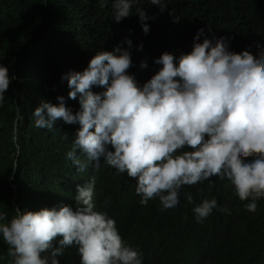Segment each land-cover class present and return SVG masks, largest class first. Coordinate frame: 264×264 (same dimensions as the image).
<instances>
[{"label":"trees","instance_id":"obj_1","mask_svg":"<svg viewBox=\"0 0 264 264\" xmlns=\"http://www.w3.org/2000/svg\"><path fill=\"white\" fill-rule=\"evenodd\" d=\"M112 3L0 0V64L13 77L0 104V212L10 218L15 208L38 211L68 205L75 210L77 185L94 178L96 210L116 221L122 238L142 252L143 264H264V198L254 212L248 211L244 205L251 200L241 201L226 178L213 176L185 185L173 209H162L158 199L141 205L134 178L118 174L103 158L99 168L93 161L83 172L67 158L78 124L58 120L48 130L35 127L33 116L40 103L56 104L57 96L78 110V98L68 97L67 80L61 77L83 71L98 51L128 48V39L133 61L129 73L141 85L160 67L155 58L164 52L178 58L205 37H226L230 51H250L258 59L264 48V0H165L163 11L140 0L120 22L113 17ZM137 7L154 17L145 21L147 34ZM201 28L204 35L194 40ZM142 61L147 67H140ZM212 198L230 214L213 210L197 223L195 204ZM7 249L0 239V264H8ZM56 259L59 264H81L75 245L65 247Z\"/></svg>","mask_w":264,"mask_h":264},{"label":"clouds","instance_id":"obj_2","mask_svg":"<svg viewBox=\"0 0 264 264\" xmlns=\"http://www.w3.org/2000/svg\"><path fill=\"white\" fill-rule=\"evenodd\" d=\"M149 3L161 11L167 6L165 0ZM139 4L113 0L115 21L132 15ZM136 13L147 34L145 21L154 17L141 7ZM202 35L203 28L194 40ZM126 43L128 48L98 51L83 71L64 74L68 97L78 98L79 109L66 106L63 96L56 97V104L43 101L33 111L35 127L52 130L58 120L78 124L67 158L80 172L93 161L99 168L103 158L118 174L134 178L141 205L158 199L162 209H173L185 185L218 176L227 179L241 201L250 199L244 206L254 212L264 198V48L257 59L250 51H230L226 37H205L178 58L168 52L155 58L160 67L141 85L129 73L132 41ZM140 67H147L146 61ZM12 79L0 64V104ZM94 87L105 90L94 92ZM94 189V178L77 185L75 210L68 205L15 208L10 218L0 212L8 264H59L57 255L73 245L81 264H143L142 252L122 238L116 221L96 210ZM217 209L230 214L215 198L195 204L196 222Z\"/></svg>","mask_w":264,"mask_h":264}]
</instances>
